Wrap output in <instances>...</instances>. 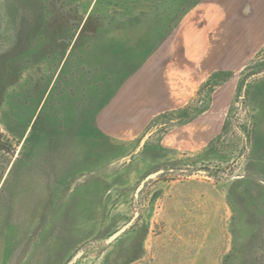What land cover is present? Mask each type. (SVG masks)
I'll return each mask as SVG.
<instances>
[{
  "label": "rangeland",
  "instance_id": "1",
  "mask_svg": "<svg viewBox=\"0 0 264 264\" xmlns=\"http://www.w3.org/2000/svg\"><path fill=\"white\" fill-rule=\"evenodd\" d=\"M201 1L0 0V264H264V34L136 138L88 123Z\"/></svg>",
  "mask_w": 264,
  "mask_h": 264
},
{
  "label": "crops",
  "instance_id": "2",
  "mask_svg": "<svg viewBox=\"0 0 264 264\" xmlns=\"http://www.w3.org/2000/svg\"><path fill=\"white\" fill-rule=\"evenodd\" d=\"M195 26L200 27L197 35ZM225 31L252 39L254 47L258 34H264V0H202L133 72L118 77V83L114 80L115 89L105 95L99 109L90 111L88 123L105 134L132 139L158 116L183 107L192 97L194 81L216 72L225 52Z\"/></svg>",
  "mask_w": 264,
  "mask_h": 264
},
{
  "label": "water",
  "instance_id": "3",
  "mask_svg": "<svg viewBox=\"0 0 264 264\" xmlns=\"http://www.w3.org/2000/svg\"><path fill=\"white\" fill-rule=\"evenodd\" d=\"M158 176V173H155V174H152V175H150V176H148L143 182H142V184H141V187L138 189V191H137V193L141 190V188L144 186V184L147 182V181H149V180H151V179H153V178H155V177H157ZM136 218H137V215L127 224V225H125L123 228H121L119 231H117L115 234H113L110 238H109V242L111 243V242H114L116 239H118L120 236H122L132 225H133V223L135 222V220H136ZM81 255H82V253L80 252V253H78L75 257H74V259H73V262H75L78 258H80L81 257Z\"/></svg>",
  "mask_w": 264,
  "mask_h": 264
}]
</instances>
